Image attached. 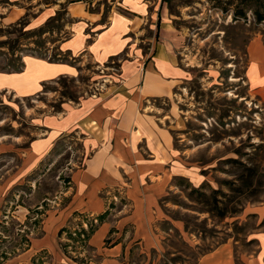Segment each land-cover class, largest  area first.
I'll return each instance as SVG.
<instances>
[{
	"label": "rangeland",
	"instance_id": "rangeland-1",
	"mask_svg": "<svg viewBox=\"0 0 264 264\" xmlns=\"http://www.w3.org/2000/svg\"><path fill=\"white\" fill-rule=\"evenodd\" d=\"M118 2L0 0V69L17 63L29 48L44 52L48 61L61 52L67 63L77 65L78 55L59 48L75 19L68 6L75 4L76 15L84 8L106 17L112 9L125 11ZM163 2L171 30L168 45L184 75L169 99L153 103L171 129L176 164L153 212L154 240L130 241L118 264H194L226 241L252 252L258 245L254 234L264 232L259 208L264 201V100L252 92L246 75L249 42L264 43V0ZM51 17L50 30L41 33ZM118 65L117 58L100 66L85 59L77 77L54 78L31 97L0 94V139L22 140L0 149V264H102V254L90 244L98 226L110 223L104 247L132 231L131 223L116 225L118 207L128 204L124 198L111 199L99 213L68 208L73 170L88 154L73 132L30 173L18 175L22 151L42 131L34 125L36 118L96 93L104 79L117 74ZM251 80L264 83V74ZM41 240L45 245L37 246Z\"/></svg>",
	"mask_w": 264,
	"mask_h": 264
},
{
	"label": "crops",
	"instance_id": "crops-1",
	"mask_svg": "<svg viewBox=\"0 0 264 264\" xmlns=\"http://www.w3.org/2000/svg\"><path fill=\"white\" fill-rule=\"evenodd\" d=\"M118 4L125 11L112 9L106 17L84 8L76 15L71 11L75 4L68 6L75 19L59 48L78 55L77 65L24 54L19 71L0 69V94L26 98L41 92L54 78L77 77L85 59L100 66L117 58V74L104 79L96 93L64 102L60 111L36 118L34 125L42 131L27 142L18 166V175H27L64 135H78L88 154L82 166L73 170L68 208L99 213L111 199L124 198L128 204L118 207L116 225L133 226L130 233L118 234L107 247L102 243L110 223L104 221L98 226L90 244L102 254V264H118L132 240H154L150 224L158 198L174 171L176 149L161 108L153 101L169 99L184 75L168 45L171 30L163 0H120ZM262 74L264 43L252 39L248 44L247 81L252 92L264 100V83L251 80ZM21 141L0 139V149H11L7 147ZM259 208L264 211V201ZM254 235L258 245L252 252H242L226 241L201 254L194 264H264V232ZM37 243L45 245L44 240Z\"/></svg>",
	"mask_w": 264,
	"mask_h": 264
},
{
	"label": "trees",
	"instance_id": "trees-1",
	"mask_svg": "<svg viewBox=\"0 0 264 264\" xmlns=\"http://www.w3.org/2000/svg\"><path fill=\"white\" fill-rule=\"evenodd\" d=\"M53 18H54V17H51L50 19H48V20L44 23V25L40 27L41 33H44V32H47V31L50 30V28H48L47 25L49 24V22H50L51 20H53ZM263 18H264V17H263ZM263 18H262V19H263ZM1 45H2V42H0V46H1ZM38 47L41 48V46H38ZM9 49H10V54H14V48H13L12 46H10ZM19 51H22V50H19ZM28 53H29V54H33V55H38V56L43 57V58L46 57V54H45L44 52L41 53V54H38L37 51H36L35 49H31V48H29ZM67 53H68V52H67ZM52 57H53L52 61H55V62H69L67 56H65V54H61V52H57V53H55ZM7 66H8V67H7L6 70L19 71V70L22 68L23 63H22L21 59H19L17 63H15V62H11V61L8 62V63H7ZM59 78H65V77H64V76H61V77H59Z\"/></svg>",
	"mask_w": 264,
	"mask_h": 264
}]
</instances>
